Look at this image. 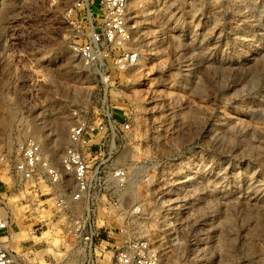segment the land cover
Masks as SVG:
<instances>
[{
	"label": "rangeland",
	"instance_id": "rangeland-1",
	"mask_svg": "<svg viewBox=\"0 0 264 264\" xmlns=\"http://www.w3.org/2000/svg\"><path fill=\"white\" fill-rule=\"evenodd\" d=\"M79 1L0 0V218L15 264H117L137 240L150 264H264V0H133L127 69L81 59ZM80 123L101 168L128 173L123 193H100L87 241L14 167L36 142L59 159Z\"/></svg>",
	"mask_w": 264,
	"mask_h": 264
},
{
	"label": "built area",
	"instance_id": "built-area-1",
	"mask_svg": "<svg viewBox=\"0 0 264 264\" xmlns=\"http://www.w3.org/2000/svg\"><path fill=\"white\" fill-rule=\"evenodd\" d=\"M133 0H80L76 7L87 10L90 16L88 36L85 43L78 48L81 59L87 66L99 62L113 60L121 68L137 65L140 59L138 49L130 47L134 41L131 31L129 14ZM129 126H126L128 129ZM96 145L99 144L97 137ZM95 141L88 139L85 125H75L69 134V139L59 159L52 154L44 155L40 143H32L21 150L15 161V171L21 182L32 183V193L41 190L45 201L52 203L55 215L65 222L73 221V227L79 232L82 241L88 240L86 221L97 217L94 206L106 203L100 193L110 188H116L117 193H123L127 187L128 173L125 168L108 172L96 162L99 153L91 156ZM99 146V145H97ZM118 195L114 203L120 204L123 199ZM138 214V213H136ZM9 221L7 217L0 218V264H15L8 244ZM88 235V234H87ZM127 245L118 248L120 255L117 264H150L142 255H134L148 250L147 241H129ZM87 248V246L83 247ZM82 249V248H81ZM80 249V250H81Z\"/></svg>",
	"mask_w": 264,
	"mask_h": 264
},
{
	"label": "bare ground",
	"instance_id": "bare-ground-1",
	"mask_svg": "<svg viewBox=\"0 0 264 264\" xmlns=\"http://www.w3.org/2000/svg\"><path fill=\"white\" fill-rule=\"evenodd\" d=\"M65 128L66 127H65V125H64V123L62 121L61 122H56L55 129H56V136L58 137L57 140L60 139L64 135Z\"/></svg>",
	"mask_w": 264,
	"mask_h": 264
}]
</instances>
